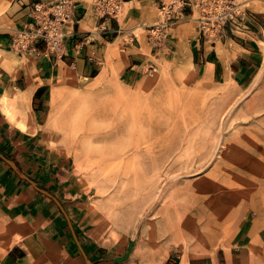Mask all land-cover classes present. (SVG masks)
<instances>
[{
    "label": "rangeland",
    "instance_id": "374dc122",
    "mask_svg": "<svg viewBox=\"0 0 264 264\" xmlns=\"http://www.w3.org/2000/svg\"><path fill=\"white\" fill-rule=\"evenodd\" d=\"M14 1L0 0V30ZM254 80L207 78L187 58L133 84L111 68L54 79L49 143L79 178L94 237L125 264L209 255L240 224L264 225V79Z\"/></svg>",
    "mask_w": 264,
    "mask_h": 264
},
{
    "label": "crops",
    "instance_id": "0c3cea01",
    "mask_svg": "<svg viewBox=\"0 0 264 264\" xmlns=\"http://www.w3.org/2000/svg\"><path fill=\"white\" fill-rule=\"evenodd\" d=\"M55 1L15 0V14L0 30V264H125L117 249L94 237L79 178L49 143L54 79L66 68L89 78L111 68L133 84L161 62L183 58L207 78L264 79V11L257 10L258 0H241L254 7L249 21L211 40L186 8L159 42L150 30L166 0H121L115 14L97 11L92 0H74L61 57L42 42L37 52H14L15 31L32 27L36 9L50 11ZM162 264H264V225L245 231L242 223L214 253L170 256Z\"/></svg>",
    "mask_w": 264,
    "mask_h": 264
},
{
    "label": "built area",
    "instance_id": "2783aa9c",
    "mask_svg": "<svg viewBox=\"0 0 264 264\" xmlns=\"http://www.w3.org/2000/svg\"><path fill=\"white\" fill-rule=\"evenodd\" d=\"M121 0H96V10L103 14H115ZM77 2L56 0L50 11H38L32 27L16 30L11 40V49L18 54L38 51V44L45 45L47 53L63 55L66 36L64 24L74 18ZM196 9L199 13L200 30L204 36L221 39L227 33L238 30L249 21V11L242 8L239 0H171L159 6L160 15L151 27V35L163 41L168 31L184 9Z\"/></svg>",
    "mask_w": 264,
    "mask_h": 264
},
{
    "label": "bare ground",
    "instance_id": "6f19581e",
    "mask_svg": "<svg viewBox=\"0 0 264 264\" xmlns=\"http://www.w3.org/2000/svg\"><path fill=\"white\" fill-rule=\"evenodd\" d=\"M202 237V236H201Z\"/></svg>",
    "mask_w": 264,
    "mask_h": 264
}]
</instances>
